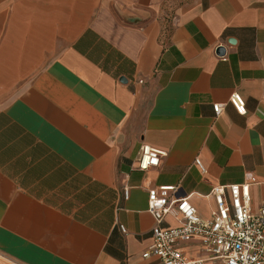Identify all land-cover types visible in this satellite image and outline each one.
Wrapping results in <instances>:
<instances>
[{
  "label": "crops",
  "instance_id": "1",
  "mask_svg": "<svg viewBox=\"0 0 264 264\" xmlns=\"http://www.w3.org/2000/svg\"><path fill=\"white\" fill-rule=\"evenodd\" d=\"M243 182L264 205V0H0V264H159L149 188L209 219Z\"/></svg>",
  "mask_w": 264,
  "mask_h": 264
},
{
  "label": "built area",
  "instance_id": "2",
  "mask_svg": "<svg viewBox=\"0 0 264 264\" xmlns=\"http://www.w3.org/2000/svg\"><path fill=\"white\" fill-rule=\"evenodd\" d=\"M228 102L239 114H245L243 97L233 92ZM213 111H221L219 104ZM164 153L141 144L137 165L142 171L159 164ZM202 172L204 168L195 160ZM228 191L229 199L225 193ZM174 186H159L147 191V210L154 219L151 242L142 257H155L159 264H264V205L250 207L249 183L213 188L215 207L209 219L201 218L187 196L177 197ZM127 190L124 195L127 196ZM166 215L177 225H163ZM197 245L198 255L185 251L187 244Z\"/></svg>",
  "mask_w": 264,
  "mask_h": 264
},
{
  "label": "water",
  "instance_id": "3",
  "mask_svg": "<svg viewBox=\"0 0 264 264\" xmlns=\"http://www.w3.org/2000/svg\"><path fill=\"white\" fill-rule=\"evenodd\" d=\"M219 52H220V53L223 52V48H222V47L219 48Z\"/></svg>",
  "mask_w": 264,
  "mask_h": 264
}]
</instances>
